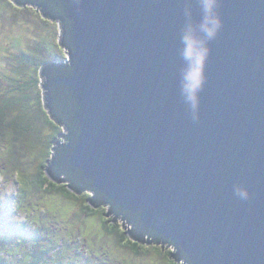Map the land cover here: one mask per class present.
Instances as JSON below:
<instances>
[{"label": "water", "instance_id": "1", "mask_svg": "<svg viewBox=\"0 0 264 264\" xmlns=\"http://www.w3.org/2000/svg\"><path fill=\"white\" fill-rule=\"evenodd\" d=\"M32 4L69 41V62L39 73L45 108L68 132L49 180L74 192L81 176L161 240L139 243L173 246L176 262L264 264V0H218L211 39L202 0ZM185 35L207 48L194 102Z\"/></svg>", "mask_w": 264, "mask_h": 264}, {"label": "rangeland", "instance_id": "2", "mask_svg": "<svg viewBox=\"0 0 264 264\" xmlns=\"http://www.w3.org/2000/svg\"><path fill=\"white\" fill-rule=\"evenodd\" d=\"M59 45L57 21L43 18L32 6L18 7L9 0H0V100L3 99L0 101V159L8 158L11 148L13 155L17 154V162L10 165L9 174L0 169V257L8 264H27V256L28 259L32 253L38 256L42 246L46 254L42 257L40 253L44 259L40 264H165L163 259L156 260L155 252L164 255L163 252L170 251L172 259L176 254L173 246L143 243L148 251L134 255L119 243V235L98 233L102 231L100 220L97 216H86L84 202L67 201L59 193L46 195L36 188L29 198L24 193L27 183L38 179L39 165L30 163L34 158L39 159V152L42 160L50 142L54 143V152L58 137L68 133L62 127L57 128L44 112L39 102L43 95L41 83V89L36 87L41 82V79L37 82V74L44 65L69 62L66 49ZM19 69L25 79L18 91L16 86L22 80L16 72ZM11 120L15 122L10 127ZM35 137L41 139L39 148L26 151ZM58 143L63 145L66 141L59 138ZM55 201L68 202L64 213L59 212L64 205L53 207ZM109 212L110 208L106 207V218H113L108 216ZM114 220L115 225L119 224L129 233L125 222ZM167 257L165 262L170 264Z\"/></svg>", "mask_w": 264, "mask_h": 264}, {"label": "trees", "instance_id": "3", "mask_svg": "<svg viewBox=\"0 0 264 264\" xmlns=\"http://www.w3.org/2000/svg\"><path fill=\"white\" fill-rule=\"evenodd\" d=\"M9 1L11 3H13L12 0H9ZM38 1L40 2L41 0H25L23 3L28 2L29 5H26V6L16 5V6H18V7H31L32 5H34L32 3H38ZM60 39H61V37H60ZM68 43H69V41H68ZM68 43H67V38H65V47L69 46ZM59 46H61V44ZM65 47H62V48L65 49ZM23 65H24V62H23ZM16 72H18L20 74L19 77H21V79H22V80H19V84L16 86V90L19 91L20 88L24 84L23 81L25 79V75L22 72H20V69L17 70ZM40 79H41V77L38 73L37 74V82H39ZM40 83L41 82L36 83V87L39 89H41L39 86ZM53 89H54V91H53V97L54 98H56L58 95L61 96L58 93L59 89L57 87H54ZM38 93H39V91H38ZM0 101H3V99H1ZM39 102H40V105H41L42 109L44 110V112L48 114V112L45 108V106H46L45 97L42 94L39 98ZM41 102L43 103V105L41 104ZM55 102H57V101H55ZM48 116H49V114H48ZM50 119H51V117H50ZM51 120L53 122H55L53 119H51ZM67 121H70V120H67ZM14 122H15L14 120H11L10 124L8 126H10V127L13 126ZM56 126H57V128L62 127V129L64 130V126H60L57 123H56ZM30 144H31V146L29 147V150L26 149V151H32V150L36 151L39 148V145L41 144V139L39 137H35V138L30 140ZM53 146H54V143L52 144L50 142V145L47 148V152L44 153V156L42 158V160H43L42 163H41L42 160H41L40 152L38 153L40 160L37 157V158H34V161L32 163H30L31 165L34 163L38 164L39 169H38V179H36L35 182H31V184H28L26 182L27 183V189L24 193L26 195H28L27 198H29V196H30L29 194L31 192H33L34 189L36 188L37 190H39L40 192H43V194H46V195L50 194L52 192L53 193H59V194H61V197L67 201L84 202L83 203L84 204V212H85L86 216H93V217L97 216L100 220V226L102 228V231L98 230V233L101 234L103 232L106 235H111V236L119 235L120 236L119 243L122 246L126 247L128 250L132 251L134 253V255H138V254H140V252H141V254H145L144 252L148 251V248L145 246V244L139 243V242H144L147 237H152L154 242L160 241V243H161V240L158 239L156 234L153 233L152 231H150L148 228H146V226H144L141 223L140 219L137 216L129 215V217H127V215H128L127 213H124L122 210H119L118 206H116L113 202L107 200L99 191H96L91 186V184H89L88 181H84L81 176L79 178V180L81 182H80V184L74 186V189H75L74 192L67 189L66 186L68 184H70L69 182H66L65 184H58V183H53L52 181H50L46 175V168L49 166V164L52 161V160H49L51 158V156H56V152H54V153L52 152ZM12 152H14V150H12V148H11V151H8V154L10 156L6 159H3V160L0 159V169H5L4 171L8 172V174L10 172V169H9L10 165H14V163L17 162V159H15V156L17 154L14 153V155H13ZM4 171H2V172H4ZM60 178L64 179V174H61ZM18 195H19V192H18ZM43 197L44 196L40 197L41 201H42ZM89 201H92L94 203V207L90 206ZM25 204H27V203H24V205ZM41 204L43 205V202ZM52 205H53V207L64 205L65 208H60V210H59V212L63 211V213H64V211L67 209L66 208L67 205H69V204H68V202H63V204H62L61 202L55 201ZM106 207H109L110 211H113L112 215H110V216H112V217L116 216V217L122 218L131 226V231H129V232H131V236H128V232L123 231L122 227L119 224L115 225L114 218H110V219L106 218V216H105ZM93 223H94V219H93ZM56 225L57 226H55V227H57L56 229H58L59 225L58 224H56ZM134 239L137 240L138 242L134 241ZM149 243H150V241L146 242L147 245ZM153 245L157 246L156 244H153ZM41 247L42 246H39V255L37 254L38 256H33V253L31 254L29 259L27 256V260H25L27 262V264H40L44 260L42 257L44 256V254H46V251ZM153 248L154 247H152V249ZM51 252H54V250ZM40 253L42 254V257L40 255ZM48 253L49 252H47V254ZM163 254L164 255H162L161 252H158V253L155 252V258H156V260L158 258L163 259V263L167 264L165 262V257L169 256V258H170L171 253H170V251H167V252H163ZM3 257H5V256H3ZM20 263L21 262H18L17 264H20ZM169 263L170 264H176L177 262L175 260H173V258L172 259L170 258ZM0 264H8V263H6L4 261V258L0 257Z\"/></svg>", "mask_w": 264, "mask_h": 264}, {"label": "clouds", "instance_id": "4", "mask_svg": "<svg viewBox=\"0 0 264 264\" xmlns=\"http://www.w3.org/2000/svg\"><path fill=\"white\" fill-rule=\"evenodd\" d=\"M217 3L218 0H202L204 18L201 24V30L209 39L213 38L217 34L221 26L219 17L215 14ZM32 8L37 10L35 6H32ZM183 40L185 44L183 56L189 62V70L184 75V91L187 95V98L194 102L195 93L203 83V66L207 54V48L204 47L203 41H198L187 35L184 36ZM235 192L236 195L241 199H248L249 194L246 189L237 187Z\"/></svg>", "mask_w": 264, "mask_h": 264}]
</instances>
